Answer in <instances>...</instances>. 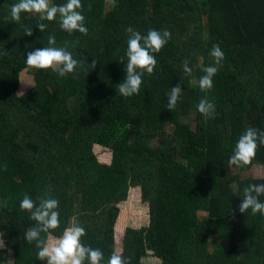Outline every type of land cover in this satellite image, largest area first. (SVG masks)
Here are the masks:
<instances>
[{
    "label": "trees",
    "instance_id": "trees-1",
    "mask_svg": "<svg viewBox=\"0 0 264 264\" xmlns=\"http://www.w3.org/2000/svg\"><path fill=\"white\" fill-rule=\"evenodd\" d=\"M16 3L0 0V50L8 52L0 57V264H47L37 258L36 242L25 239L36 223L20 208L26 194L37 203L57 199L60 227L52 234L61 236L75 218L86 232L82 243L100 249L107 264L118 204L132 187L151 210L147 226L124 229L121 250L131 264H146L147 255L162 264H264V215L239 211L243 189L264 183L248 173L253 165L264 168V145L248 165L233 169L228 162L248 128L264 132V0H81L87 35H69L59 15L40 21L39 14L22 12L17 23ZM39 23L47 24L44 32ZM128 27L142 36L150 29L171 32L153 54L154 74L142 78L141 106L107 89L126 73ZM50 35L51 46L79 62L74 73L60 77L26 64L28 51L50 46ZM214 44L225 59L213 88L202 91L203 69L215 64ZM29 68L33 84L17 95L18 75ZM177 84L182 94L170 111ZM204 98L215 105L212 119L197 110ZM94 145L110 150V164L98 162Z\"/></svg>",
    "mask_w": 264,
    "mask_h": 264
},
{
    "label": "clouds",
    "instance_id": "clouds-1",
    "mask_svg": "<svg viewBox=\"0 0 264 264\" xmlns=\"http://www.w3.org/2000/svg\"><path fill=\"white\" fill-rule=\"evenodd\" d=\"M114 3V0H113ZM81 0H67L63 5H50V0H19V3L11 7V19L17 23L21 20V13H37L40 21H54L59 15L60 27L69 35L78 31L83 35L88 34L85 26V17L81 14ZM37 28L44 32L47 24L39 23ZM129 33L127 42V64L126 76L118 85V92L122 97L129 98L139 95L143 76L145 73L154 74L157 60L154 53L158 54L171 39V32H163L150 29L146 36H142L139 31L132 27L125 30ZM33 34L32 28L26 29V35ZM143 41V43H141ZM49 47L37 48L27 52L26 64L37 70L47 71L51 69L53 73H58L60 77H66L75 72L78 61L73 58L72 53L64 48L53 47L56 44L54 35L48 37ZM6 50H0V57L7 55ZM210 56L214 58L215 64L203 69L205 75L199 79V87L202 91H209L213 88V78L217 75L222 62L225 59L224 52L219 44H214L210 51ZM124 58L121 57V62ZM97 63L93 60L90 64L94 70ZM184 72L191 75L192 69L189 62L184 61ZM182 94V87L177 84L172 87L168 97L167 108L173 111ZM197 110L206 119L215 117V105L207 98L201 99L197 105ZM264 145V132L258 129L248 128L238 139L233 154L229 157V165H248L256 156L257 148ZM264 196V183L250 184L243 189V200L239 205L241 213H260L264 215V202L260 197ZM39 203L31 199L27 194L20 202V208L30 213V219L35 221V225L25 232V239L28 243L36 242L39 249L37 258L46 261L47 264H101L104 260L103 252L100 249H93L85 246L81 238L86 235L84 227L73 219L71 226L64 229L63 234L56 237L53 230L60 227L59 201L55 198H37ZM41 233L47 234V239L41 238ZM5 242L0 239V248H4ZM107 264H131L130 258H125L122 250H114L107 260Z\"/></svg>",
    "mask_w": 264,
    "mask_h": 264
},
{
    "label": "rangeland",
    "instance_id": "rangeland-1",
    "mask_svg": "<svg viewBox=\"0 0 264 264\" xmlns=\"http://www.w3.org/2000/svg\"><path fill=\"white\" fill-rule=\"evenodd\" d=\"M32 70L24 69L18 75V88L15 94L20 95L29 89L32 84ZM126 73L118 77L113 83H111L107 89L112 93L123 99L135 100L138 106H141L145 100V85L142 83L141 90L139 95H134L133 97L125 98L122 97L118 92V85L124 80ZM134 101V102H135ZM134 130V126L130 127V131ZM162 139L168 141V134H162ZM93 152L99 163L108 165L112 162V155L109 149L100 146L94 145ZM10 157H15L14 153L9 154ZM237 166L232 165L233 169H236ZM248 173L253 178H263L264 177V168L259 165H253L249 168ZM119 213L115 223V250H121V239L125 228L131 227L139 229L145 227L149 223V214L151 207L147 203L141 201V193L138 188H130L127 193V198L118 204ZM198 220L200 223H205L206 213H199ZM72 223V222H71ZM71 226V224H70ZM0 239H2V232L0 231ZM221 241H218L220 243ZM217 243V239L214 241L211 240L210 251L214 248ZM143 263L146 264H162L161 260L154 258L152 256H145L142 259Z\"/></svg>",
    "mask_w": 264,
    "mask_h": 264
}]
</instances>
